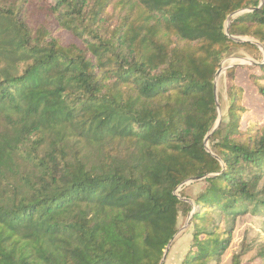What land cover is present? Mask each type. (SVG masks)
<instances>
[{
  "label": "trees",
  "instance_id": "obj_1",
  "mask_svg": "<svg viewBox=\"0 0 264 264\" xmlns=\"http://www.w3.org/2000/svg\"><path fill=\"white\" fill-rule=\"evenodd\" d=\"M191 214L181 264L264 216L262 0H0V264H161Z\"/></svg>",
  "mask_w": 264,
  "mask_h": 264
},
{
  "label": "rangeland",
  "instance_id": "obj_2",
  "mask_svg": "<svg viewBox=\"0 0 264 264\" xmlns=\"http://www.w3.org/2000/svg\"><path fill=\"white\" fill-rule=\"evenodd\" d=\"M251 60L244 52H238L224 60L221 66L222 69L234 65L248 66L252 64ZM227 87L226 73L222 72L217 80V95L221 118H223L228 109ZM247 103H250V99L247 100ZM255 103L253 107H258L259 109L263 107L261 100L256 99ZM201 189L202 186H195L189 188L188 193L195 195ZM188 220L181 219L180 233L170 250L165 264H181L188 252L192 239L191 231L189 227H186ZM233 228L232 241L222 257V264H231L233 257L243 252H245V255L241 258L242 264H264V260L260 257V253L264 251V216L249 214L240 217L236 220Z\"/></svg>",
  "mask_w": 264,
  "mask_h": 264
},
{
  "label": "water",
  "instance_id": "obj_3",
  "mask_svg": "<svg viewBox=\"0 0 264 264\" xmlns=\"http://www.w3.org/2000/svg\"><path fill=\"white\" fill-rule=\"evenodd\" d=\"M263 3H264V0H262V4H263ZM236 16H238V15H236ZM229 26H230V20H229V24H228V26H227V28H226V33H227V34L229 33ZM234 40L237 41V42H241V43H242V42H247V41H249V40H247V39H242V38H234ZM251 63H252V64H255L253 60H251ZM235 66H241V65L229 66L228 68L221 69L220 71H218L217 76H216V79H215V82H214V84H215V100H216V105H217V108H218V115H219V117H218V125H217V127L214 129V131L217 130V129L220 127V125H221V121H222V118H221V116H220V112H219V111H220V110H219L220 105H219L218 95H217V80H218V78L220 77V75L222 74V72H226L227 69L232 68V67H235ZM214 131H213V132H214ZM211 134H212V133H211ZM211 134H210V135H211ZM210 135H209V136L206 138V140H205V145H206L207 149L209 148V147H208V143H209V137H210ZM198 181H199V179H195V180H192V181L188 182L186 185H190V184L195 183V182H198ZM192 215H193V214H191V217L189 218V220H188V222H187V224H186V227H189V225H190V221H191V218H192ZM179 233H180V232H179ZM178 235H179V234H178ZM178 235H177V236H178ZM177 236H176L175 239H174V240L168 245V247H167V249H166V251H165V255H164V258H163L161 264H165V263H166L167 258H168V255H169V253H170V250H171V248H172V246H173V244H174V242H175Z\"/></svg>",
  "mask_w": 264,
  "mask_h": 264
}]
</instances>
